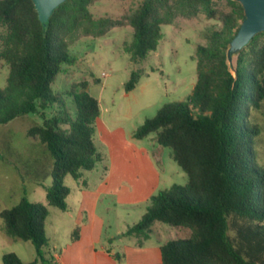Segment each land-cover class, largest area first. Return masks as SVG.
Segmentation results:
<instances>
[{
  "label": "trees",
  "instance_id": "trees-1",
  "mask_svg": "<svg viewBox=\"0 0 264 264\" xmlns=\"http://www.w3.org/2000/svg\"><path fill=\"white\" fill-rule=\"evenodd\" d=\"M96 1L66 0L43 24L32 0H0V62L9 67L7 84L0 88V126L39 114L44 123L31 127L28 136L44 144L54 159L53 182L45 187L47 204L24 196L0 211L7 236L32 242L37 259L24 262L7 253L3 264H56L44 252L49 207L66 210L71 192L66 177L79 180L83 171L102 161L94 142L100 104L86 87L70 93L74 115L59 110L46 117V110L62 103L51 85L65 65L76 62L71 44L80 35L102 37L128 22L133 39L124 50L139 63L157 50L163 24L172 23L178 14L196 16L200 10L210 18L219 15L221 27L212 29L207 43L197 47L192 93L163 105L134 133L139 140L155 133L157 143L172 150L188 182L152 196L126 235L148 239L155 222L189 228L188 238L170 239L161 246L162 264H264V166L255 157L260 129L250 117L251 108L264 102V43L258 42L264 32L238 52L232 68L228 51L245 19L239 2L231 0L233 7L225 12L217 11L212 0H138L123 14H94L90 7ZM142 75L140 70L132 72L126 92L136 88ZM78 237L76 228L72 238Z\"/></svg>",
  "mask_w": 264,
  "mask_h": 264
},
{
  "label": "rangeland",
  "instance_id": "rangeland-1",
  "mask_svg": "<svg viewBox=\"0 0 264 264\" xmlns=\"http://www.w3.org/2000/svg\"><path fill=\"white\" fill-rule=\"evenodd\" d=\"M137 1L98 0L90 9L94 14H123V9H129L130 3ZM168 1L175 3L179 0ZM212 4L217 11L228 12L233 7L231 0H212ZM220 27L219 15L210 18L201 10L193 17L178 14L172 23L162 25L163 38L157 50L149 53L139 63H133L124 50L133 39V28L128 22L111 28L102 37L80 35L69 48L71 55L76 58L75 64L65 65L63 72L51 85V91L62 100L65 107L60 102L54 104L46 110V117H52L59 110L74 115L75 104L70 93L86 87L87 92L99 101L102 116L111 128H124L126 134L139 145L158 155L161 191L174 184L185 185L188 176L174 161L172 150L162 147L157 151L159 145L155 133L140 139L142 141L136 139L134 133L147 119L154 117L163 105L185 100L192 93L197 81V47L205 45L209 32ZM258 42L264 43V35L258 38ZM237 55L238 52H234L229 56L232 68L236 65ZM135 70L142 71L143 75L136 88L126 92L125 85ZM8 75V65L0 62V88L6 86ZM250 117L260 129L255 138V157L264 166V102L260 108H251ZM43 123L44 119L39 114H29L0 126V211L11 208L19 196L25 193L33 202L40 203V198L46 196L45 187L52 185L54 159L44 144L35 146L27 135L31 127ZM96 142L101 150H107V146L103 147L99 138ZM65 182L69 187L73 178L67 176ZM42 204H47L46 200ZM111 208L113 211L109 221L113 234L122 224L117 214L122 207L112 205ZM124 217L130 224L138 220L133 212ZM54 219L52 214L48 220L49 237L52 235ZM159 225L161 226H157L148 239L133 236L121 238L123 241L150 245L159 239L166 243L170 239H184L191 235V230L187 227L170 226L162 222ZM115 234L116 238L120 236ZM49 250V246L44 248L46 259H51ZM7 253H15L24 262L37 259L33 243L7 236L4 222L0 218V264H3V255ZM38 264L43 263L40 261Z\"/></svg>",
  "mask_w": 264,
  "mask_h": 264
},
{
  "label": "crops",
  "instance_id": "crops-1",
  "mask_svg": "<svg viewBox=\"0 0 264 264\" xmlns=\"http://www.w3.org/2000/svg\"><path fill=\"white\" fill-rule=\"evenodd\" d=\"M28 137L35 146L42 144L38 139ZM97 138L107 150L98 147ZM94 142L102 161L93 170L83 171L79 180L73 179L66 210L49 207L46 234L53 261L56 264H162L161 246L165 244L162 239L140 246L138 242L121 238H132L126 235V231L139 222L150 206L152 196L161 191L158 155L139 145L124 128H111L101 111L96 121ZM161 148L159 145L157 151ZM24 196L29 198L26 193L21 194L13 206ZM40 199V203L45 200L47 203L46 196ZM112 205L122 207L117 213L122 224L113 234L109 221ZM132 212L138 217L134 224L124 217ZM52 214L55 219L49 237L48 220ZM159 223H154L151 232L161 226ZM76 228L79 237L73 239ZM115 233L120 236L116 238Z\"/></svg>",
  "mask_w": 264,
  "mask_h": 264
},
{
  "label": "water",
  "instance_id": "water-1",
  "mask_svg": "<svg viewBox=\"0 0 264 264\" xmlns=\"http://www.w3.org/2000/svg\"><path fill=\"white\" fill-rule=\"evenodd\" d=\"M40 21L47 24L50 17L66 0H32ZM239 2L245 12V19L229 48V56L244 49L259 33L264 32V0H234Z\"/></svg>",
  "mask_w": 264,
  "mask_h": 264
},
{
  "label": "built area",
  "instance_id": "built-area-1",
  "mask_svg": "<svg viewBox=\"0 0 264 264\" xmlns=\"http://www.w3.org/2000/svg\"><path fill=\"white\" fill-rule=\"evenodd\" d=\"M104 76H107V74L104 73Z\"/></svg>",
  "mask_w": 264,
  "mask_h": 264
}]
</instances>
